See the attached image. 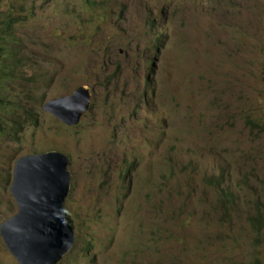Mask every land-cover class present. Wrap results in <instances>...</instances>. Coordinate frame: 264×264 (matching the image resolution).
I'll use <instances>...</instances> for the list:
<instances>
[{
    "label": "rangeland",
    "instance_id": "1",
    "mask_svg": "<svg viewBox=\"0 0 264 264\" xmlns=\"http://www.w3.org/2000/svg\"><path fill=\"white\" fill-rule=\"evenodd\" d=\"M0 225L21 156L59 151V264H264V0H1ZM91 90L74 127L49 100ZM0 264H19L0 235Z\"/></svg>",
    "mask_w": 264,
    "mask_h": 264
},
{
    "label": "water",
    "instance_id": "2",
    "mask_svg": "<svg viewBox=\"0 0 264 264\" xmlns=\"http://www.w3.org/2000/svg\"><path fill=\"white\" fill-rule=\"evenodd\" d=\"M85 86L49 100L45 112L66 126L79 124L89 110ZM69 158L59 151L25 155L13 166L9 193L18 212L0 226L4 243L19 264H58L75 242V221L66 206L71 188Z\"/></svg>",
    "mask_w": 264,
    "mask_h": 264
},
{
    "label": "trees",
    "instance_id": "3",
    "mask_svg": "<svg viewBox=\"0 0 264 264\" xmlns=\"http://www.w3.org/2000/svg\"><path fill=\"white\" fill-rule=\"evenodd\" d=\"M4 24L8 25V27H11L9 23L4 22L2 20V11H1V0H0V76L3 66V60L6 55V48H5V42H4ZM2 103V99L0 97V104ZM4 121L0 118V134L5 132V126ZM251 225H253V230L258 236V238H262L264 236V213L259 212L257 215L252 216L251 218Z\"/></svg>",
    "mask_w": 264,
    "mask_h": 264
},
{
    "label": "clouds",
    "instance_id": "4",
    "mask_svg": "<svg viewBox=\"0 0 264 264\" xmlns=\"http://www.w3.org/2000/svg\"><path fill=\"white\" fill-rule=\"evenodd\" d=\"M79 87H80V86H79ZM89 90H90V89H89ZM90 93H91V90H90ZM62 97H64V96H62ZM91 100H92V94H91ZM90 106H91V102H90ZM90 106H89V109H90ZM88 111H89V110H88ZM88 111H87V112H88ZM85 113H86V112H85ZM85 113H84V114H85ZM84 114H83V115H84ZM50 115H51V114H50ZM82 117H83V116H82ZM81 119H82V118H81ZM79 123H80V122H79ZM63 124H64V123H63ZM64 125H65V124H64ZM65 126H66V125H65ZM76 126H77V125H76ZM68 127H69V126H68ZM72 127H74V126H72ZM52 151H55V150H52ZM46 152H47V151H46ZM42 153H43V152H42ZM29 155H33V154H29ZM65 155H66V154H65ZM24 156H25V155H24ZM21 157H22V156H21ZM19 158H20V157H19ZM68 158H69V157H68ZM14 163H15V162H14ZM69 164H70V160H69ZM13 166H14V165H13ZM68 169H69V166H68ZM12 170H13V169H12ZM70 172H71V171H70ZM71 175H72V174H71ZM11 180H12V173H11ZM71 180H72V178H71ZM70 189H71V188H70ZM69 194H70V193H69ZM12 197H13V196H12ZM68 197H69V196H68ZM13 199H14V198H13ZM67 199H68V198H67ZM14 201H15V200H14ZM15 203H16V202H15ZM16 205H17V204H16ZM66 206H67V200H66ZM67 208H68V206H67ZM17 209H18V206H17ZM68 209H69V208H68ZM69 211H70V210H69ZM17 212H18V210H17ZM70 212H71V211H70ZM71 214H72V213H71ZM13 216H14V215H13ZM72 216H73V214H72ZM10 218H11V217H10ZM73 218H74V217H73ZM8 219H9V218H8ZM6 220H7V219H6ZM6 220H5V221H6ZM5 221H4V222H5ZM74 221H75V219H74ZM4 222H3V223H4ZM0 226H1V225H0ZM0 235H1V234H0ZM1 237H2V236H1ZM2 239H3V238H2ZM3 242H4V240H3ZM75 242H76V233H75ZM75 242H74V244H75ZM4 244H5V243H4ZM74 244H73V246H74ZM5 246H6V245H5ZM6 248H7V247H6ZM72 248H73V247H72ZM72 248H71V250H72ZM71 250H70V251H71ZM8 251H9V250H8ZM70 251H69V252H70ZM69 252H68V253H69ZM68 253H67V254H68ZM10 254H11V253H10ZM67 254H66V255H67ZM66 255H65V256H66ZM65 256H64V257H65ZM64 257H63V259H64ZM13 258H14V257H13ZM14 259H15V258H14ZM63 259H62V260H63ZM62 260H61V261H62ZM61 261H60L59 263H61ZM59 263H58V264H59Z\"/></svg>",
    "mask_w": 264,
    "mask_h": 264
}]
</instances>
